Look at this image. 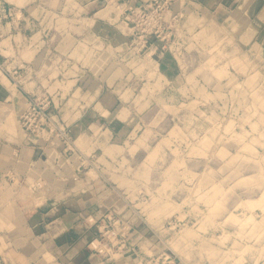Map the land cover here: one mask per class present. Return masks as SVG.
<instances>
[{
	"label": "rangeland",
	"instance_id": "rangeland-1",
	"mask_svg": "<svg viewBox=\"0 0 264 264\" xmlns=\"http://www.w3.org/2000/svg\"><path fill=\"white\" fill-rule=\"evenodd\" d=\"M173 4L102 0L88 15L49 20L33 42L44 43L42 70L61 81V114L49 93H29L46 97L55 117L36 138L59 147L71 175L59 188L80 197L88 173L102 176L119 205L162 221L174 264H264V47ZM102 130L111 147L90 146ZM107 215L119 223L91 247L119 261L129 229L121 213ZM2 227L0 264H29L5 245Z\"/></svg>",
	"mask_w": 264,
	"mask_h": 264
},
{
	"label": "crops",
	"instance_id": "crops-1",
	"mask_svg": "<svg viewBox=\"0 0 264 264\" xmlns=\"http://www.w3.org/2000/svg\"><path fill=\"white\" fill-rule=\"evenodd\" d=\"M101 1L0 0V226H4L1 237L29 264H143L159 255L166 257L163 264H174L173 259L180 257L169 247L162 221L143 220L136 205H128L125 200L121 199L119 205L114 193L100 180L102 176L96 179L88 173L80 197L79 192L68 193L65 187L59 188L71 178L61 165L59 147L37 140L21 126L27 93H49L53 113L61 114L57 108L62 97L61 81L42 70L38 53L44 43L33 42L34 38L44 35L49 20L75 18L82 11L88 15ZM173 2L176 7L185 6L184 12L194 14L198 20L225 25L229 33L239 35L246 45L264 47V0ZM4 9H13V20L3 19ZM103 123L105 128L110 127L109 122ZM105 131L94 140L90 138V146L96 142L97 146L101 143L110 148ZM40 179L52 186L46 193L31 189V183ZM18 181L21 187H16ZM64 193L69 197L63 198ZM13 211L21 212V219L14 220ZM118 212L129 229L127 250L119 261L115 256L109 257L110 253L102 255L92 249L99 225L87 219L93 217L96 221L107 213L117 216ZM200 258L206 259L205 252L203 257L198 254L197 261Z\"/></svg>",
	"mask_w": 264,
	"mask_h": 264
},
{
	"label": "built area",
	"instance_id": "built-area-1",
	"mask_svg": "<svg viewBox=\"0 0 264 264\" xmlns=\"http://www.w3.org/2000/svg\"><path fill=\"white\" fill-rule=\"evenodd\" d=\"M14 15L15 14L13 9L3 10V16L5 19L13 20ZM46 100L47 98L44 96L31 95L29 93L26 94L25 110L22 115L21 126L26 132L34 135L37 138H40V136H43V134L48 129H51V126L54 125L55 122L53 113L49 111L48 105L44 104ZM38 187L41 188V185H39ZM96 223L100 224L98 226V230L100 232L102 228L109 230L111 227L116 226L119 221H115L109 215H105L98 221H95V224ZM105 240L106 239H104L103 241ZM120 242L121 247H124L126 244L125 240H121ZM95 243L96 242L91 243V246H95ZM94 248L98 253H103L102 249L97 250L96 247Z\"/></svg>",
	"mask_w": 264,
	"mask_h": 264
}]
</instances>
